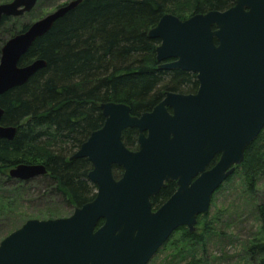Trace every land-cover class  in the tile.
Masks as SVG:
<instances>
[{"label":"water","instance_id":"obj_1","mask_svg":"<svg viewBox=\"0 0 264 264\" xmlns=\"http://www.w3.org/2000/svg\"><path fill=\"white\" fill-rule=\"evenodd\" d=\"M82 1L66 2L4 43L0 96L46 66L43 59L26 65L20 60ZM37 2L0 4V24ZM148 35L160 40L158 68L195 73L197 92L168 91L140 115L126 103H101L103 126L70 158L92 163L88 178L96 196L67 217L26 220L0 241V264H148L175 230L196 232L198 216L209 211L215 191L243 162L264 128V0H235L226 10L186 19L166 13ZM3 114L0 100V137L12 140L17 128L3 125ZM128 128L139 132L137 150L124 144ZM114 166L123 169L120 178ZM47 173L44 164L9 171L21 181ZM168 181H176L177 190L154 210L151 198Z\"/></svg>","mask_w":264,"mask_h":264},{"label":"trees","instance_id":"obj_2","mask_svg":"<svg viewBox=\"0 0 264 264\" xmlns=\"http://www.w3.org/2000/svg\"><path fill=\"white\" fill-rule=\"evenodd\" d=\"M187 1L193 3L192 15L223 11L235 3V0H83L34 42L20 65L43 59L46 66L25 84L0 96L4 109L1 123L17 128L12 140L0 137V199L6 189L1 184L21 183L10 177L11 168L23 163L44 164L48 173L36 179L44 182L50 194L60 197L66 207L82 206L96 196L97 186L88 178L92 163L84 157L70 158L93 131L103 126L101 103H126L133 115H140L151 111L168 91L197 92L199 81L195 73L158 68L156 47L160 40L148 35L166 13L183 19L176 6ZM11 21L12 17H6L0 24V55L7 39L30 25L23 23L17 28ZM138 136L136 128H128L122 138L128 148L137 150ZM218 158L219 155L212 164ZM240 169L247 191L253 196L256 180L264 175V128L245 150L244 160L237 166V171ZM122 173V168L114 166L116 178ZM175 188L174 182L169 183L153 196L154 208L164 203ZM6 194L10 197L9 192ZM8 209L11 208L1 210L0 220L7 218L2 215ZM55 212L45 216L59 214ZM201 216L206 220L203 232L197 228L191 233L182 226L174 232L180 235L173 243H185L191 248L203 246L206 234L214 233L212 223L217 217L209 220V212L200 214L197 224ZM260 217V232L247 251L264 264V210ZM200 262L194 256L185 264Z\"/></svg>","mask_w":264,"mask_h":264},{"label":"rangeland","instance_id":"obj_3","mask_svg":"<svg viewBox=\"0 0 264 264\" xmlns=\"http://www.w3.org/2000/svg\"><path fill=\"white\" fill-rule=\"evenodd\" d=\"M11 1L0 0V4ZM68 1L70 0H39L31 11L19 17H12L10 23L17 28L23 23L31 24ZM176 8L183 19H186L192 15L193 3L182 2ZM242 173L241 169L236 171L232 179L224 183L212 197L207 219L217 218L212 223L214 233L206 234L203 246L191 248L184 245L185 243L174 244L180 235V232H177L148 264H185L194 256L201 260V264H260L259 260L249 255L247 246L260 232V216L264 210V175L256 180V191L252 196L247 191ZM36 178L19 180L21 183L18 184H1L6 189L4 198L0 199V215L3 208L11 209L2 215L7 218L0 220V241L28 219H48L45 214L50 211L59 213L53 214L55 216L51 218L67 217L73 212V209L61 202L60 197L50 194L44 182ZM8 192L10 197L6 194ZM199 220L197 228L199 232H203L206 220L202 216Z\"/></svg>","mask_w":264,"mask_h":264},{"label":"flooded vegetation","instance_id":"obj_4","mask_svg":"<svg viewBox=\"0 0 264 264\" xmlns=\"http://www.w3.org/2000/svg\"><path fill=\"white\" fill-rule=\"evenodd\" d=\"M138 137H139V136H138ZM218 159H219V158H218ZM216 162H217V161H216ZM213 164H214V163H213ZM213 164H212V165H213ZM212 165H211V166H212ZM237 166H238V165H237ZM237 166L235 167V171H234L233 174H231V175H234V174L236 173V171H237ZM231 175H230V176H231ZM230 176H229L228 178H230ZM228 178L226 179V181L228 180ZM226 181H225V182H226ZM172 182L175 183V186H176L175 191H176V190H177V183H176V181H168V182L166 183V186H167L169 183H172ZM225 182H224V183H225ZM166 186H165V187H166ZM163 188H164V187H163ZM217 190H218V189H217ZM217 190H216V191H217ZM175 191L171 194V196L175 193ZM216 191H215V192H216ZM157 194H158V193H157ZM213 195H214V194H213ZM154 196H155V195H154ZM171 196H170V197H171ZM152 197H153V196H152ZM170 197H169V198H170ZM212 197H213V196H212ZM169 198H168V199H169ZM168 199H167V200H168ZM167 200H166V201H167ZM151 201H152V198H151ZM166 201H165V202H166ZM211 201H212V200H211ZM165 202H164V203H165ZM164 203H162L159 207H161ZM152 205H153V203H152ZM159 207H158V208H159ZM158 208H154V206H153V209H154V210H156V209H158ZM196 226H197V225H196ZM178 229H179V228H178ZM175 231H176V230H175ZM175 231H174V232H175ZM174 232H173V233H174ZM172 235H173V234H172ZM172 235H171V236H172ZM169 239H170V238H169ZM169 239H168V240H169Z\"/></svg>","mask_w":264,"mask_h":264}]
</instances>
